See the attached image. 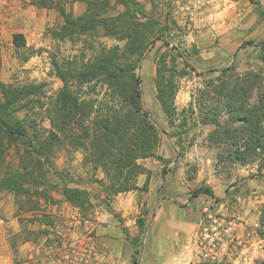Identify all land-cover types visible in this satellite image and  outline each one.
I'll use <instances>...</instances> for the list:
<instances>
[{
    "label": "rangeland",
    "instance_id": "obj_1",
    "mask_svg": "<svg viewBox=\"0 0 264 264\" xmlns=\"http://www.w3.org/2000/svg\"><path fill=\"white\" fill-rule=\"evenodd\" d=\"M101 1L53 0L72 19L83 17L91 3L90 13L106 20L115 35L97 24L87 33L60 38L64 22L55 6L39 9L30 0H0V85L38 88L31 98L35 102L14 118L35 144L50 131L58 135L50 166L23 141L4 139L0 145V178L6 172L23 173L26 166L36 180L22 182L27 194L20 196L0 189V264H133L135 250L140 264L264 260V156L245 164L230 162L226 158L233 146L212 140L215 126L203 122L222 106L218 100L223 99L214 95L220 80L228 91L247 77L255 86L247 96L249 105L264 98L257 47L264 41V0H134V12L122 0H109L104 8ZM112 19L122 23L115 26ZM133 32L147 43L134 73L158 140L153 157L135 161L139 171L131 177L133 188L114 193V179L94 162L89 143L78 146L51 124L62 87L53 64L68 61L80 68L109 49H122L124 35ZM15 33L24 36L23 48L12 45ZM161 62L175 86L173 125L156 96ZM107 92L99 86L93 91L92 84L83 87L81 98L93 101L92 116L83 125H91L113 104ZM218 119L223 124L226 116ZM63 175L68 187L87 192L83 208L61 195Z\"/></svg>",
    "mask_w": 264,
    "mask_h": 264
},
{
    "label": "trees",
    "instance_id": "obj_2",
    "mask_svg": "<svg viewBox=\"0 0 264 264\" xmlns=\"http://www.w3.org/2000/svg\"><path fill=\"white\" fill-rule=\"evenodd\" d=\"M108 1L102 0L99 3L100 7L104 8ZM249 1L253 2V0ZM121 2L128 10L132 12L136 10L134 0H122ZM30 5L39 9H48L52 6L57 8L64 22L58 30L60 38L66 36L71 38L77 31L87 33L97 24H101L107 30L108 35H115L106 20H99L93 13H90L92 11L91 3H88L87 13L77 19H72L59 3L56 4L53 0H30ZM111 22L115 26L122 23L118 19H112ZM122 32L124 31L122 30ZM125 37L126 42L122 49L118 47L109 49L80 68L68 61L61 64L54 62L53 64L55 75L61 81L62 87L53 105L51 124L57 133H61L65 139L71 140L72 143L84 148H87L84 143L86 141L89 143V150L93 152L94 162L102 166L107 176L113 177L114 186H116L112 189L114 193L133 188L130 182L131 177L139 171L135 161L153 157V146L158 140L156 126L150 123L148 113L142 107L140 79L134 73L147 48V43L144 37L137 32L126 33ZM12 45L16 49L23 48L25 46L24 36L20 33L13 34ZM257 47L260 50L259 59L264 66V41ZM185 67L195 72L189 63H185ZM164 68V64L161 62L156 69V96L168 124L173 125V117L176 112L173 103L175 86L172 77L165 76ZM91 84L93 91L98 86L106 88L108 91L106 93L107 102L113 104L106 105V112L94 118L91 125L85 126L84 122L92 116L93 101L82 99L81 93L84 86ZM226 85L225 81L220 80V84L214 90V95L223 99L222 101L218 100L219 103L222 102V106L214 108L216 112L218 111L217 114L211 110L212 115H206L204 118L205 124L215 126L209 136L215 142H229L230 146H233L228 151L226 158L230 162L237 161L245 164L250 160V157L262 158L264 156V98H260L257 104L249 105L247 96L252 93L255 86L247 77L243 79V82L237 80L232 83L228 91ZM0 90L2 95L0 145H3L4 139L23 141L32 150V154L35 153L34 156L39 160L41 158L44 163L49 165V154H51L53 145L58 142V135L50 131L46 139H39L35 144L29 138L23 123L14 118V113L25 108L28 103L35 102L31 98L38 88L36 86L2 84ZM114 104H117L118 107H115ZM221 114L226 116L223 124L218 119ZM76 126L82 132L75 133L76 130L73 127ZM261 166H264V161ZM23 170V173H4L0 178V189L11 191L16 196L27 194L26 189L22 187V182L36 180L26 166H23ZM262 177L264 178V175ZM61 179L63 181L61 189L63 198L70 204L83 208L88 200L87 192L68 187L64 181V175ZM200 192L194 191L193 196H197ZM204 192L209 197H214L209 188H205ZM215 201L218 202V199L215 198ZM137 222L139 227H143L142 219ZM137 252L135 250L132 255L133 264H140ZM255 264H264V260Z\"/></svg>",
    "mask_w": 264,
    "mask_h": 264
},
{
    "label": "built area",
    "instance_id": "obj_3",
    "mask_svg": "<svg viewBox=\"0 0 264 264\" xmlns=\"http://www.w3.org/2000/svg\"><path fill=\"white\" fill-rule=\"evenodd\" d=\"M3 224H4V219L0 215V227L3 226Z\"/></svg>",
    "mask_w": 264,
    "mask_h": 264
},
{
    "label": "crops",
    "instance_id": "obj_4",
    "mask_svg": "<svg viewBox=\"0 0 264 264\" xmlns=\"http://www.w3.org/2000/svg\"><path fill=\"white\" fill-rule=\"evenodd\" d=\"M197 204H198V202H197ZM199 211V209H198V205H197V212Z\"/></svg>",
    "mask_w": 264,
    "mask_h": 264
}]
</instances>
